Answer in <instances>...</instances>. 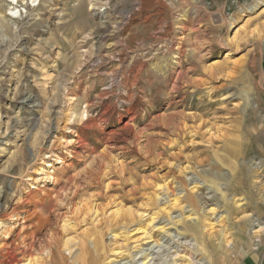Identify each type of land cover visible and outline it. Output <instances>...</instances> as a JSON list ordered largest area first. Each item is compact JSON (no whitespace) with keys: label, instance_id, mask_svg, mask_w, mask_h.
<instances>
[{"label":"rangeland","instance_id":"1","mask_svg":"<svg viewBox=\"0 0 264 264\" xmlns=\"http://www.w3.org/2000/svg\"><path fill=\"white\" fill-rule=\"evenodd\" d=\"M247 8L0 0V264H80L99 232L95 264H264V0Z\"/></svg>","mask_w":264,"mask_h":264},{"label":"bare ground","instance_id":"2","mask_svg":"<svg viewBox=\"0 0 264 264\" xmlns=\"http://www.w3.org/2000/svg\"><path fill=\"white\" fill-rule=\"evenodd\" d=\"M31 1H34V0H31ZM258 2V1H257ZM256 2V3H257ZM16 3H20V4H24V0H16ZM261 5H263L262 3L260 4V6ZM246 5H244L243 7H242V11H251L250 10V8L248 9H246V10H244L243 8L245 7ZM260 6H258V8L260 7ZM258 8H256V9H258ZM255 10V9H254ZM260 229H263V226H261L260 228H257V229H255L254 230V232H258V230H260ZM145 233V232H144ZM144 235H147V233L146 234H144ZM147 238V237H146ZM148 238H150V236L148 237ZM93 241V246H92V249H88V250H85L86 252H85V254L83 255V257L81 256V260H80V262H78V263H80V264H95L96 262H97V260H98V258H100V256H99V254H100V252H101V254H105L106 252V247L103 245V233H98V235H96L95 237H94V239L92 240ZM141 251H143L142 252V254L139 256V259H141V263L142 264H156V262H155V259H157V257H149V255H150V253H148V252H144V250H141ZM150 251H152L153 252V249H151ZM99 253V254H98ZM156 253V252H155ZM100 254V255H101ZM81 255V254H80ZM65 257H67V256H65ZM64 256L63 257H61L60 258V260L58 261V262H56L57 264H66V258H65ZM79 257H77V259H78ZM132 258V257H131ZM69 259V258H68ZM138 259V260H139ZM25 264H31V262H29V263H25ZM126 264V263H125ZM130 264H133V260H130ZM161 264V263H160ZM177 264V263H176Z\"/></svg>","mask_w":264,"mask_h":264},{"label":"built area","instance_id":"3","mask_svg":"<svg viewBox=\"0 0 264 264\" xmlns=\"http://www.w3.org/2000/svg\"><path fill=\"white\" fill-rule=\"evenodd\" d=\"M251 0H205L208 9L222 11L223 14L229 15L235 11H241L242 7Z\"/></svg>","mask_w":264,"mask_h":264}]
</instances>
